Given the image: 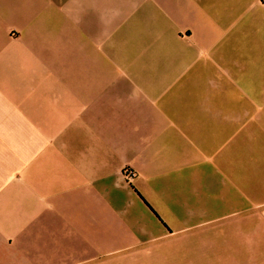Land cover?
Wrapping results in <instances>:
<instances>
[{
	"label": "crops",
	"instance_id": "0c3cea01",
	"mask_svg": "<svg viewBox=\"0 0 264 264\" xmlns=\"http://www.w3.org/2000/svg\"><path fill=\"white\" fill-rule=\"evenodd\" d=\"M0 264H264V0H0Z\"/></svg>",
	"mask_w": 264,
	"mask_h": 264
},
{
	"label": "rangeland",
	"instance_id": "374dc122",
	"mask_svg": "<svg viewBox=\"0 0 264 264\" xmlns=\"http://www.w3.org/2000/svg\"><path fill=\"white\" fill-rule=\"evenodd\" d=\"M167 243H169V245H170L171 243L174 244V243H176V242L173 243V242L171 241V243H170V242L168 241ZM260 252H262V251H260Z\"/></svg>",
	"mask_w": 264,
	"mask_h": 264
}]
</instances>
